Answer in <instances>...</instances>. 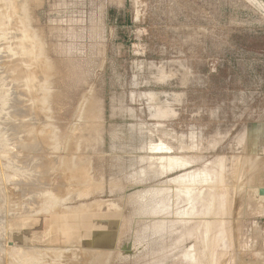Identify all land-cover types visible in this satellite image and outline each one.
<instances>
[{
	"label": "rangeland",
	"instance_id": "374dc122",
	"mask_svg": "<svg viewBox=\"0 0 264 264\" xmlns=\"http://www.w3.org/2000/svg\"><path fill=\"white\" fill-rule=\"evenodd\" d=\"M11 1L0 264H264L259 2Z\"/></svg>",
	"mask_w": 264,
	"mask_h": 264
},
{
	"label": "bare ground",
	"instance_id": "6f19581e",
	"mask_svg": "<svg viewBox=\"0 0 264 264\" xmlns=\"http://www.w3.org/2000/svg\"><path fill=\"white\" fill-rule=\"evenodd\" d=\"M22 1H24V0H22ZM22 1H21V3H20V0H12V1H11V4H13V6H16V7H17V6H20V4L24 3V2H22ZM25 3H26V2H25ZM27 4H28V3H27ZM11 7H12V6H11ZM20 7H23V5L20 6ZM9 8H10V7H9ZM23 9H24V8H22V10H23ZM16 10H17V9H16ZM22 10H21V11H22ZM2 11H3V10H2ZM10 13H11V12H10ZM23 15H26V14H24V11H23ZM6 16H7V15H6ZM26 16H27V15H26ZM25 37H26V36H25ZM25 37H24V38H25ZM30 39H31V38H30ZM9 40H10V39H9ZM12 40H13V39H12ZM26 40H28V38H27ZM22 41H23V40H22ZM24 41H25V40H24ZM28 42H29V41H28ZM28 42H27V43H28ZM5 43H7V42H5ZM12 44H13V43H12ZM22 45H23V44H22ZM30 45H33V44H29V45L26 44V43L24 44V53H26V52L29 53L28 47H29ZM20 49H21V48H20ZM20 51H21V50H20ZM30 54H31V53H30ZM26 55H27V54H26ZM9 57H10V56H9ZM16 58H17V57H16ZM16 58H14V60H15ZM40 58H41V57H40ZM40 58H39V59H40ZM9 59H10V58H9ZM41 59H42V58H41ZM14 60H12V61H14ZM17 60H18V58H17ZM19 60H20V59H19ZM7 61H8V60H7ZM12 61H11V62H12ZM32 61H34V60H32ZM39 61H40V60H39ZM43 61H44V63H43ZM9 62H10V61H9ZM34 62H35V61H34ZM6 63H7V62H6ZM12 63H13V62H12ZM17 63H18V62H17ZM31 63H32V62H31ZM37 63H38V62H37ZM39 63H40V62H39ZM42 63L45 64V66H46L45 74H44V76H43L42 78H41L40 76H36V74L34 75V72H36L37 70L34 71V72L31 71V72L29 73V74H30L29 77H32V78H33V81H35V79L37 78V79L39 80V82H40L39 84H34L35 86L32 84L34 90L30 88V91L33 90V92H34V91H35V92H41V91H44V88L48 87V86H45V87H44V83H45V81H46V84H48L47 82L49 81V80H48L49 77L47 78V75L49 74V67H50V66H49V61L46 60L45 58H43ZM7 64H8V63H7ZM19 64H21V63H19ZM22 64H23V63H22ZM22 64H21V65H22ZM26 64H28V63H26ZM35 64H36V63H35ZM14 65H15V64H14ZM28 65H29V64H28ZM28 65H27V66H28ZM37 65H38V64H36L35 66H37ZM12 66H13V65H12ZM16 66H18V65L16 64ZM40 66H41V64H40ZM8 67H9V66H7L6 68H8ZM37 67H38V66H37ZM25 68H26V67H24V69H25ZM43 68H44V67H43ZM0 69H2V68H0ZM11 69H12V68H11ZM11 69H10V70H11ZM37 69H38V68H37ZM2 70H3V69H2ZM13 70H14V69H13ZM18 70H19V69H18ZM38 70H40V69H38ZM19 71H20V70H19ZM19 71H18V72H19ZM22 71H23V70H22ZM15 72H16V71H15ZM25 72L27 73L26 70H25ZM0 73H1V72H0ZM26 73H25V74H26ZM16 74H17V73H16ZM16 74H15L14 76H16ZM18 74H20V73H18ZM22 74H23V73H22ZM37 74H38V71H37ZM42 74H43V73H42ZM33 75H34V77H33ZM12 76H13V75H12ZM22 76H23V75H22ZM26 76H28V75H26ZM50 76H51V74H50ZM0 77H2V76H0ZM4 77H5V76H4ZM7 77H8V76H7ZM9 77H10V76H9ZM16 77H17V76H16ZM19 77H20V76H18V78H19ZM35 77H36V78H35ZM1 79H3V77H2ZM20 79H22V78L20 77ZM37 79H36V81H37ZM49 79H50V78H49ZM11 80H12V79H11ZM13 80H14V79H13ZM16 80H17V78L15 79V81H16ZM47 80H48V81H47ZM17 81H18V80H17ZM0 82H1V81H0ZM6 82H7V80H6ZM20 82H21V81H20ZM20 82H19V83H20ZM28 82H29V81H28ZM7 83H8V82H7ZM16 83H17V82H16ZM22 83H23V82H22ZM31 83H32V82H31ZM33 83H34V82H33ZM17 84H18V83H17ZM20 84H21V83H20ZM27 84H29V83H27ZM46 84H45V85H46ZM2 85H3V84H2ZM6 85H7V84H6ZM32 85H31V86H32ZM21 86H22V85H21ZM23 86H24V85H23ZM1 87H2V86H1ZM14 87H15V85H14ZM28 87H29V86H28ZM7 88H8V87H7ZM7 88L5 87V89H7ZM22 88H23V87H22ZM26 88H27V87H26ZM9 89H11V88H9ZM46 89H47V88H46ZM46 89H45V90H46ZM14 91H15V90H14ZM14 91H13V89H11V90L7 93V95H6V98L8 99V100H7V103H8V104H7L6 102H4V103H6L7 106H9L10 108L13 107V109L18 107V106L16 105V101L18 100V96L15 95V92H16V91H15V92H14ZM25 91H26V90H25ZM0 92H1V91H0ZM3 92H4V91H3ZM6 92H7V91H6ZM33 92H32V93H33ZM44 92H45V91H44ZM47 92H49L48 89H47ZM0 94H1V93H0ZM17 94H18V93H17ZM33 94H34V93H33ZM33 94H32V95H33ZM3 95H4V94H3ZM3 95H2V96H3ZM21 95H23V94H21ZM30 95H31V94H30ZM46 95H48V94H46ZM23 96H24V95H23ZM43 96H45V95H43ZM47 97H48V96H47ZM23 98H24V97H23ZM42 98L44 99V97H42ZM38 99H39V98H38ZM5 100H6V99H5ZM27 100H28V99H27ZM44 100H46V99H44ZM30 101H31V100H30ZM20 102H21V101H20ZM0 103H1V102H0ZM4 103H3V104H4ZM25 103H26V102H25ZM22 105H23V104H21V106H22ZM7 106H6V107H7ZM21 106H20V107H21ZM23 106H24V105H23ZM21 108H22V107H21ZM7 110H9V109H7ZM16 110H19V109H16ZM13 111H14V110H13ZM19 111L21 112V110H19ZM36 111H37V109H36ZM25 112H26V111H25ZM23 113H24V111H23ZM26 113H27V112H26ZM40 113H41V112H40ZM0 114H1V113H0ZM16 114H17V112H16ZM27 114H29V113H27ZM32 114H33V113H32ZM2 115H3V114H2ZM20 115H21V114H20ZM24 115H25V114H24ZM36 115H37V114H36ZM3 116H4V115H3ZM7 116H8V115H7ZM24 117H25V116H24ZM26 117H27V116H26ZM3 118H4V117H3ZM3 118H2V119H3ZM12 118H13V117H12ZM14 118H15V117H14ZM20 119H21V117H20ZM24 119H25V118H24ZM6 120H7V119H6ZM8 120H9V119H8ZM17 120H18V119H17ZM19 121H20V120H19ZM5 122H6V121H5ZM11 122H12V121H11ZM16 122H17V121H16ZM17 123H18V122H17ZM28 123H29V122H28ZM32 123H33V122H32ZM1 124H4V123L2 122ZM1 124H0V126H1ZM7 124H8V123H7ZM7 124H6V125H7ZM38 124H39V122H38ZM44 124H45V123H44ZM44 124H43V125H44ZM25 125H26V124H25ZM27 125H31V124H27ZM35 125H37V124H35ZM16 126H18V125H16ZM33 126H34V125H33ZM39 126H40V124H39ZM48 126H50V125L48 124ZM1 127H2V126H1ZM6 127H7V126H6ZM6 127H5V129H6ZM31 127H32V125H31ZM9 128H10V127H9ZM9 128L7 127L8 130H9ZM13 128H14V127H13ZM36 128H37V126H36ZM41 128H42V127H41ZM3 129H4V127H3ZM16 129H17V128H16ZM24 129H25V128H24ZM29 129H30V128H29ZM31 129H32V128H31ZM44 129H45V128H44ZM8 130H4V131L7 132ZM14 130H15V129H14ZM36 130H37V129H36ZM12 131H13V130H12ZM15 131H16V130H15ZM38 131H39V129H38ZM40 131L42 132V130H40ZM45 131H46V129H45ZM1 132H2V130L0 131V133H1ZM17 132H18V131H17ZM19 132H20V131H19ZM25 132H26V131H25ZM14 133H15V132H14ZM20 133H21V132H20ZM20 133H19V134H20ZM23 133H24V132H23ZM23 133H22V134H23ZM45 133H46V132H45ZM15 134H16V133H15ZM27 134H28V133H26V135H25L24 137H28L29 135L27 136ZM29 134H30V133H29ZM36 134H37V133H36ZM42 134H43V133H42ZM46 134H47V133H46ZM46 134H44V137H45ZM40 135H41V134H40ZM31 136H32V135H31ZM37 136H38V135H37ZM51 136H52V135H51ZM33 137H34V136H33ZM38 137H39V136H38ZM29 138H30V137H29ZM27 139H28V138H27ZM32 139H33V138H32ZM32 139H30V140H32ZM30 140H29V141H30ZM53 141H54V139H53ZM49 142H50V141H49ZM50 143H52V142H50ZM53 144H54V143H53ZM53 144H51V145H53ZM44 145H45V144H44ZM45 147H46V146H45ZM45 147H44V148H45ZM51 147H52V146H51ZM48 148H49V147H48ZM47 150H48V149H47ZM39 157H40V156H39ZM39 157H38V158H39ZM29 158H30V156H29ZM38 158H37V159H38ZM47 158L51 159L50 157H47ZM31 159H33V157H32ZM35 160H36V159H35ZM38 161H39V160H38ZM26 162H28V160H27ZM32 162H34V161L32 160ZM50 162H51V161H50ZM52 163H53V162H52ZM30 164H31V163H30ZM32 164H33V163H32ZM26 165H27V164H26ZM28 166H30V165H28ZM28 166H27V167H28ZM32 166H34V165H32ZM36 166H37V165H36ZM47 167H48V166H47ZM49 167H50V166H49ZM30 169H31V168H30ZM38 169H39V168H38ZM29 171H30V170H29ZM66 171H68V170H66ZM68 172L70 173V171H68ZM36 174H37V173H36ZM63 174H64V173H63ZM65 174H66V173H65ZM71 174H72V172H71ZM73 174H75V172H73ZM73 174H72V176H73ZM67 175H68V173H67ZM61 176H62V175H61ZM63 176H64V175H63ZM27 177H29V176H27ZM34 177H35V176H34ZM67 177H68V176H67ZM63 178H64V177H63ZM68 178H69V177H68ZM73 178H74V176H73ZM24 179H26V178H24ZM30 179H31V178H30ZM34 179L36 180V178H34ZM66 179H67V178H66ZM22 180H23V179H22ZM27 181H28V180H27ZM32 181H33V179H32ZM32 181H31V182H32ZM28 185H29V184H28ZM33 186H35V185H33ZM41 186H42V185H41ZM60 186H61V185H60ZM58 187H59V186H58ZM42 188H43V187H42ZM45 188H46V186H45ZM54 189H55V188H54ZM58 189H59V188H58ZM52 190H53V189H52ZM56 190H57V189H56ZM54 193H58V192H55V191H54ZM33 198H34V197H33ZM30 199H31V198H30ZM62 213H63V211H62ZM64 213H65V212H64ZM60 215H61V213H60ZM62 215H63V214H62ZM62 215H61V217H63ZM64 215H65V214H64ZM68 215H69V214H68ZM70 215H71V214H70ZM65 217H67V216H65ZM68 217H72V216H68ZM61 227H62V226H61ZM31 230H32V229H31ZM32 231H33V230H32ZM65 231H66V229H65ZM43 232H44V231H43ZM43 234H44V233H43ZM68 235H69V233H68ZM70 236H71V235H69V237H70ZM67 238H68V237H67ZM67 240H69V239H67ZM64 241H65V240H64ZM59 250H60V249H59ZM62 250H63V249H62ZM95 250H96V249H95ZM32 251H33V250H32ZM38 251H39V250H38ZM53 251H54V250H53ZM60 251H61V250H60ZM67 251H68V250H67ZM35 252H36V251H35ZM43 252H44V251H43ZM43 252H42V253H43ZM48 252H49V251H48ZM51 252H52V251H51ZM56 252H57V251H56ZM62 252H63V251H62ZM65 252H66V251H65ZM52 253H53V252H52ZM52 253H51V254H52ZM66 253H67V252H66ZM89 253H90V252H89ZM39 254H40V252H39ZM48 254H49V253H48ZM48 254H47V255H48ZM51 254H50V255H51ZM59 254H60V253H59ZM64 254H65V253H64ZM36 255H37V254H36ZM36 255H35V256H36ZM66 255H67V254H66ZM35 256H33V257H35ZM53 257H54V256H53ZM31 258H32V257H31ZM31 258H30V259H31ZM38 258H40V257L38 256ZM63 258H64V257H63ZM40 259H41V258H40ZM49 259H50V258H49ZM64 259H65V258H64ZM68 259H69V258H68ZM59 260H60V259H59ZM42 261L44 262V260H42ZM67 262H68V260H67ZM39 263H40V262H39Z\"/></svg>",
	"mask_w": 264,
	"mask_h": 264
},
{
	"label": "crops",
	"instance_id": "0c3cea01",
	"mask_svg": "<svg viewBox=\"0 0 264 264\" xmlns=\"http://www.w3.org/2000/svg\"><path fill=\"white\" fill-rule=\"evenodd\" d=\"M257 2H259V7L262 8V10H264V0H256Z\"/></svg>",
	"mask_w": 264,
	"mask_h": 264
},
{
	"label": "water",
	"instance_id": "95a60500",
	"mask_svg": "<svg viewBox=\"0 0 264 264\" xmlns=\"http://www.w3.org/2000/svg\"><path fill=\"white\" fill-rule=\"evenodd\" d=\"M259 194H261V195L264 194V187H261V188L259 189Z\"/></svg>",
	"mask_w": 264,
	"mask_h": 264
}]
</instances>
